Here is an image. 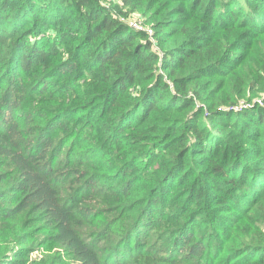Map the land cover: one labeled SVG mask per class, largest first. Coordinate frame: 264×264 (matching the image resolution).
Returning a JSON list of instances; mask_svg holds the SVG:
<instances>
[{
    "label": "clouds",
    "instance_id": "9594fccd",
    "mask_svg": "<svg viewBox=\"0 0 264 264\" xmlns=\"http://www.w3.org/2000/svg\"><path fill=\"white\" fill-rule=\"evenodd\" d=\"M171 2L0 0V264H264V0H220L215 18L204 0L195 35L209 51L185 52L190 71L145 85L129 112L122 99L143 93L114 76L136 77L135 63L142 84L159 62L126 35L109 50L113 21L135 11L162 43L187 37L192 14ZM221 29L237 41L230 63L209 40ZM153 110L181 114L171 143L152 136Z\"/></svg>",
    "mask_w": 264,
    "mask_h": 264
},
{
    "label": "trees",
    "instance_id": "16d2710c",
    "mask_svg": "<svg viewBox=\"0 0 264 264\" xmlns=\"http://www.w3.org/2000/svg\"><path fill=\"white\" fill-rule=\"evenodd\" d=\"M131 3V0H125V4ZM204 3V0H172L169 7L173 12L177 13H184L190 11L192 14L191 19V26L193 28V32L188 33L187 37L183 31L177 32L175 29H173L171 32L166 33L168 36L167 42H163L161 40V37L158 32H153L152 34L146 32V31H138L134 29L130 24L132 20L137 19L141 21L139 15L135 12H128L125 13L123 11L120 12V19L117 21H113V24L119 23L120 27L115 29V32L113 33L112 37H110L111 43L106 44L105 46L109 48V50H113V45H122L123 39L122 36L126 35L128 38L135 39L137 41L136 43V52L138 53L141 49H144L145 51L151 50V54L156 57L157 61L159 62V68L156 72H150L148 77L144 78V81L142 84H136L135 80L143 75L140 73L137 69L138 66L133 65V71H137V76L133 77L132 73L129 71L128 66H124L123 72H117L116 75L113 78V85L119 83L120 81L124 80L125 78L128 79V84L121 85L122 92L125 87L130 92L133 93H143L142 99H133L132 101H128L127 99H122L123 103H131L132 107L128 109L129 112L133 111L134 109L142 110L143 104L145 101H148L150 97H152V92L150 89L146 88L145 85L151 84L156 86L159 91L163 92L164 90L169 89V81H178L179 80V73L184 71H190V67L186 64V62L191 58L195 57L196 59H199V53L201 51L207 53L209 49L206 46V43L198 36L195 35V26L197 24L196 15L201 11V6ZM187 4L188 7H184L183 5ZM220 6V0H208V7L203 10V15L205 17H216V10ZM108 17H105V20H107ZM145 23V22H143ZM100 28V26H97ZM165 27H168L166 24ZM203 26H201V29ZM100 31H107V28H100ZM117 33H120L121 35H117ZM98 36H90L89 39H97ZM209 40L212 44H214L218 51L219 55L215 57L218 62L225 61V62H231L229 58V52L235 49L237 41L235 39L229 38L227 33L224 30H218L214 35L209 37ZM194 41H196V45L194 46ZM200 44H204V47L201 48ZM229 45L232 46V48H229ZM258 51V46L256 48ZM185 52L190 53L191 57L189 55H186ZM135 55V54H134ZM172 56L175 58L176 63L175 67L170 66L171 62L168 60V57ZM241 64H243V61H241ZM227 67V63H225V68ZM199 71L203 74L205 72H208L211 76L212 72H215V69H212L211 65H206L199 69ZM167 74V76L165 75ZM201 79V82H204L205 77L201 76L198 77ZM184 79L190 80L191 76L185 75ZM227 80L226 78H221L219 76H212L211 79H207V85L208 87H211L213 84H226ZM135 84V86H134ZM178 86V85H176ZM213 91L216 89L213 88ZM109 93H104L105 96H107ZM176 98L172 97L169 103H172L175 101ZM106 103V101H104ZM186 103H191L190 101ZM222 108V106H221ZM187 110V109H185ZM218 111L221 110L220 108L217 109ZM181 114L178 112L174 113H158L155 110L151 111L149 120H155L156 123L151 124V127L153 129L152 136L155 137L156 135L163 136L166 140L169 141V143L172 142V140L176 139L177 137L175 134H171L170 130L174 127V124L169 123V121H175L179 118ZM125 118L127 117V113H124ZM157 129H159V133H157ZM171 134V139L169 138ZM177 157H183L184 151H180L176 153ZM197 156L200 159H204V154L202 151H197L196 149H193V151L189 154L190 156ZM188 158H186L187 160ZM177 165H173V167H176ZM192 171L191 168L185 167L182 169L181 173H178V176H180L181 179L183 177L187 176L188 179L186 181L187 185L194 186L196 183V177L189 176L188 174ZM170 173H166L165 175H169ZM9 173L4 172L0 173V181H3L7 179ZM15 187V186H14ZM154 190V189H153ZM11 191V189H9ZM252 219V218H249ZM55 241H53L54 243Z\"/></svg>",
    "mask_w": 264,
    "mask_h": 264
},
{
    "label": "built area",
    "instance_id": "2783aa9c",
    "mask_svg": "<svg viewBox=\"0 0 264 264\" xmlns=\"http://www.w3.org/2000/svg\"><path fill=\"white\" fill-rule=\"evenodd\" d=\"M138 21L139 20H137V19H134V20H132V22H131V26L134 28V29H136V30H138V31H146V32H148V33H150V34H152L153 32H149V31H147L145 28H144V25H141L140 23H138ZM141 22V21H140Z\"/></svg>",
    "mask_w": 264,
    "mask_h": 264
},
{
    "label": "rangeland",
    "instance_id": "374dc122",
    "mask_svg": "<svg viewBox=\"0 0 264 264\" xmlns=\"http://www.w3.org/2000/svg\"><path fill=\"white\" fill-rule=\"evenodd\" d=\"M138 23H140L141 25H144V23H143L142 21H141V22H140V21H138Z\"/></svg>",
    "mask_w": 264,
    "mask_h": 264
}]
</instances>
